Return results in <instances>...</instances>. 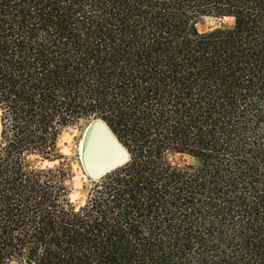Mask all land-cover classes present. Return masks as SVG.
Wrapping results in <instances>:
<instances>
[{"label": "trees", "instance_id": "16d2710c", "mask_svg": "<svg viewBox=\"0 0 264 264\" xmlns=\"http://www.w3.org/2000/svg\"><path fill=\"white\" fill-rule=\"evenodd\" d=\"M98 118L128 158L76 203ZM0 264H264V0H0Z\"/></svg>", "mask_w": 264, "mask_h": 264}, {"label": "rangeland", "instance_id": "374dc122", "mask_svg": "<svg viewBox=\"0 0 264 264\" xmlns=\"http://www.w3.org/2000/svg\"><path fill=\"white\" fill-rule=\"evenodd\" d=\"M219 24V20L213 17H205L200 23V29L206 30ZM87 122L81 121L77 125L66 127L59 139V149L62 156L68 161L71 167L72 178V199L76 203H81L86 195V192L92 182L83 166L81 156L83 155V140ZM169 160L173 164H182L189 162L190 158L178 154H169ZM58 164V161L55 162Z\"/></svg>", "mask_w": 264, "mask_h": 264}, {"label": "water", "instance_id": "95a60500", "mask_svg": "<svg viewBox=\"0 0 264 264\" xmlns=\"http://www.w3.org/2000/svg\"><path fill=\"white\" fill-rule=\"evenodd\" d=\"M96 132H99L106 140V150L102 149L100 145L95 144L90 146L88 153H85L86 146L89 145L91 137ZM127 158V151L101 119H94L88 124L84 134L81 160L82 166L90 178L95 179L100 177L107 171L125 162Z\"/></svg>", "mask_w": 264, "mask_h": 264}, {"label": "bare ground", "instance_id": "6f19581e", "mask_svg": "<svg viewBox=\"0 0 264 264\" xmlns=\"http://www.w3.org/2000/svg\"><path fill=\"white\" fill-rule=\"evenodd\" d=\"M95 144H98L102 147V149L106 150L107 148V142L106 140L104 139V137H102V135H100L99 132H96L92 137H91V140L89 142V145L86 146V150H85V153L89 151V148L90 146L92 145H95ZM84 153V154H85Z\"/></svg>", "mask_w": 264, "mask_h": 264}]
</instances>
